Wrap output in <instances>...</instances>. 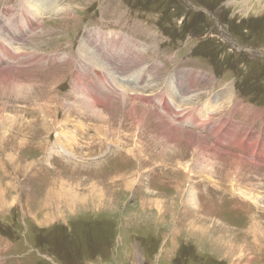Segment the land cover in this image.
I'll return each mask as SVG.
<instances>
[{"label": "rangeland", "instance_id": "374dc122", "mask_svg": "<svg viewBox=\"0 0 264 264\" xmlns=\"http://www.w3.org/2000/svg\"><path fill=\"white\" fill-rule=\"evenodd\" d=\"M50 3L0 0V264H264V0ZM89 33L142 66L99 79Z\"/></svg>", "mask_w": 264, "mask_h": 264}, {"label": "bare ground", "instance_id": "6f19581e", "mask_svg": "<svg viewBox=\"0 0 264 264\" xmlns=\"http://www.w3.org/2000/svg\"><path fill=\"white\" fill-rule=\"evenodd\" d=\"M31 4H30V6L32 5L33 6V12L31 13L30 12V14H31V16H33V18L34 19H36L35 18V16H37V17H40V16H42V15H44V13H45V11H46V9L47 8H50L51 7V3H50V0H38V1H35V4H33V0H28ZM31 6V7H32ZM43 6V7H42ZM47 7V8H46ZM53 8V7H52ZM51 11V10H50ZM5 22H7V21H5ZM5 22L3 21L2 22V25L5 27V28H7V26H12L13 27V30H14V34H13V36H12V39H7V40H5V39H0V62H1V64H2V66L3 67H0V78L1 79H3V80H5V79H7V77L6 76H10V75H8V73H9V71H17L19 68H4L5 66H10V64L12 65V62H13V65H15V66H18V65H23L22 64V59H23V51H21L22 49L21 48H19V47H15V45H17V44H19V43H21L22 41H20V39H23V38H25V36H24V34L23 35H21V34H19L17 31H19V29L17 28V29H15V26L12 24V23H9V22H7L6 23V26H5ZM21 22H24V23H22V24H24V26H25V24L27 25V26H32V21H31V23H30V21L29 20H22ZM8 24V25H7ZM1 25V26H2ZM7 30V29H6ZM17 30V31H16ZM18 36V38H16ZM96 36V35H95ZM95 36L93 35L92 36V33H89V35H87V36H84V39H82L81 40V43H80V45H79V53H80V55H82V56H84L85 57V62L86 63H88L86 66H91L90 67V69L92 70V71H94L96 74H98V77H99V79H102V77L99 75V74H102L104 77L105 76H107V74L108 73H113V74H116V73H120L119 72V70H121L122 72L121 73H126V72H132V71H134V70H132V69H136L137 71H138V69H139V67H141L142 66V64H143V61H140V60H138L139 59V57H140V52L139 53H137L136 52V54H134V53H132V51H133V45H132V42L130 41V40H128L127 38L125 39V41H126V44L124 45H122V43H120V41H118V36H116V37H114V39H112L111 41H109L108 40V38H101V37H99V39H102V40H104L103 42H105V44H107V45H110L109 47L110 48H114V47H116V45L117 46H119L118 44H120V46H121V48H120V50L118 51V52H120V51H126L127 52V54H128V58L129 59H127V60H124V61H122V63H120L116 68H113L112 66H114L113 65V63L111 64L110 63V61H109V59L110 58H112V57H110L109 59H107V56H106V53L107 52H105V51H103V50H101L100 49V45H98V43H96L94 40H93V38H95ZM93 37V38H92ZM123 38V37H122ZM16 39H19V42L18 41H16ZM116 40H117V42H116ZM16 41V42H15ZM15 42V44H12V43H14ZM12 48H15V54L14 53H12ZM93 48L95 49L94 50V54L98 57V59L96 58V56L94 55V54H92V53H90L89 52V50H92L93 51ZM89 49V50H88ZM136 49V48H135ZM118 50V49H117ZM117 52V53H118ZM126 54V53H125ZM12 55H16V58H14V57H12ZM117 56V55H116ZM119 57V56H118ZM83 58V57H82ZM113 59V58H112ZM111 60V59H110ZM95 61H97V62H95ZM2 68H4V69H2ZM7 73V74H6ZM12 73V72H11ZM10 73V74H11ZM91 73V72H90ZM141 73V72H140ZM3 74H5V75H3ZM187 75H188V77L190 76V74H188L187 73ZM187 75L185 76H180V77H184L183 78V83L185 82V80H186V78L185 77H187ZM197 76V78L199 79V81H202L203 80V77H202V74H198V75H196ZM87 77V76H86ZM84 78H85V76H84ZM8 80V79H7ZM177 81V80H176ZM188 81L190 82V79H188ZM109 87V86H108ZM91 88V87H90ZM104 88V87H103ZM170 88V87H169ZM179 88H182L183 90H184V88H183V86L182 85H179ZM95 89V88H94ZM106 89V88H105ZM137 90H134V92L136 93V95H140L141 97H142V92L140 91V90H138V89H143V88H136ZM145 89V88H144ZM171 89V88H170ZM104 90V89H103ZM101 91V90H100ZM172 91V90H171ZM190 91V90H189ZM102 92V91H101ZM108 92V91H107ZM184 92H185V94H187L188 93V91H185L184 90ZM93 93V92H92ZM91 93V94H92ZM123 98H121V99H118V101H123V102H125V98L127 97V92L125 91L123 94ZM169 95V94H168ZM172 95L176 98V95L174 94V92L172 91ZM170 96V95H169ZM168 96V97H169ZM198 96V95H197ZM171 97V96H170ZM139 98V97H138ZM137 98V99H138ZM172 98V97H171ZM173 99V98H172ZM92 100H93V103H98L99 104V100H98V97H92ZM187 101H189V99L187 100ZM186 101V102H187ZM192 101V100H191ZM166 102V101H165ZM188 103H193V101L192 102H188ZM187 103V104H188ZM166 104V103H165ZM209 105H212V104H209ZM134 107L132 108V110H133V112H132V115L135 117V118H137V107H136V105H133ZM170 109H171V107H169ZM168 108V110H170ZM214 108H215V106H209V108H206L207 110L206 111H204L203 113H205V116H204V120H208V119H211V117L213 116V114H212V111L214 110ZM217 108V107H216ZM202 112V111H201ZM202 113V114H203ZM201 114V113H200ZM196 115V114H195ZM211 116V117H210ZM169 124V123H168ZM167 124V125H168ZM206 123H203V125H205ZM216 124H218L217 126H223V124H225V122L223 121V120H221L219 123H216ZM202 125V124H201ZM207 125V124H206ZM171 126V125H170ZM236 126H238V125H236ZM238 127H241L240 125L238 126ZM172 128H175L176 130H178V131H181V129L179 128V127H173L172 126ZM210 129V128H209ZM220 128H218V130H219ZM175 131V130H174ZM217 131V130H216ZM221 131H223V130H221ZM220 132V131H219ZM231 132V131H230ZM214 133V132H213ZM222 133V132H221ZM221 133H219V134H221ZM224 133V132H223ZM232 133V132H231ZM246 133H247V131H244L243 132V135H245L246 136ZM251 133H254V132H251ZM217 135V134H216ZM191 136L194 138H196V135H194V134H191ZM218 136V135H217ZM228 136V135H227ZM231 136V135H230ZM233 136V135H232ZM231 136V137H232ZM220 137V136H219ZM248 138H249V140H254V139H256L257 137L256 136H251L250 134L247 136ZM222 138V137H221ZM229 138V137H228ZM235 138V137H234ZM223 139H224V137H223ZM236 139V138H235ZM74 140V139H73ZM221 140V139H220ZM229 140V139H228ZM244 140V139H243ZM242 140V141H243ZM261 140H263V139H261V137H260V141H259V143H258V145L257 146H259V145H261V146H263L264 147V143H261ZM218 141H219V139H218ZM231 141H233V140H231ZM68 142V141H67ZM220 142V141H219ZM244 142V141H243ZM242 142V143H243ZM244 143H246V142H244ZM243 143V144H244ZM68 144H70V143H68ZM67 144V145H68ZM236 144V143H235ZM64 145V144H63ZM66 145V146H67ZM256 145V144H255ZM69 146V145H68ZM240 146V145H239ZM250 146V145H249ZM253 146V145H252ZM217 147V146H216ZM250 148H251V146H250ZM249 148V149H250ZM242 149V148H241ZM64 150V149H63ZM201 150V149H200ZM219 151V150H218ZM256 152H257V150H256ZM252 153H254V154H256L255 153V151H253ZM71 154V153H70ZM17 170H19V167H18V165H17ZM1 186V185H0ZM1 191V190H0ZM5 191H6V188L0 193V210H3L4 211V208H7V202H6V200L4 199V196L6 195L5 194ZM58 195V194H57ZM76 195V194H75ZM245 195V194H244ZM74 198V199H73ZM72 198V202L70 201V206H71V208L73 207V208H75L74 206H72V205H74V203H75V201H76V203H79V202H77V200H78V198L75 200V197H73ZM81 198V197H80ZM3 199V200H2ZM15 200V199H14ZM67 202V201H66ZM68 203V202H67ZM86 203V202H85ZM84 203V204H85ZM79 205V204H78ZM87 205V204H86ZM69 206V207H70ZM160 208V207H159ZM41 211H45V210H43V209H40ZM40 211V212H41ZM38 212V211H37ZM44 214L45 215H47V217L46 216H44ZM43 215L41 214V216L43 217V220H41L40 222L41 223H44V222H46V221H44V220H48V219H50L51 217L48 215V212H45ZM52 219V218H51ZM54 221V220H53ZM263 234V231L261 232V235ZM257 245V244H256Z\"/></svg>", "mask_w": 264, "mask_h": 264}]
</instances>
